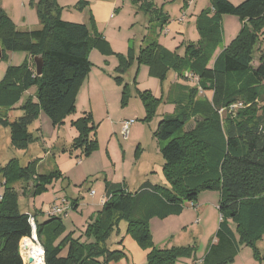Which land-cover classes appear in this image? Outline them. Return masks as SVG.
I'll list each match as a JSON object with an SVG mask.
<instances>
[{"label":"trees","instance_id":"trees-1","mask_svg":"<svg viewBox=\"0 0 264 264\" xmlns=\"http://www.w3.org/2000/svg\"><path fill=\"white\" fill-rule=\"evenodd\" d=\"M130 2L140 4L141 0ZM211 5L214 16L208 17L203 13L197 19L200 44H189L185 59L169 55L158 44L155 31H152L153 34L146 38L145 46L139 49L136 57L130 48L126 58L121 57L117 74H123L134 59L138 64L146 65L149 75L160 82L164 81L169 68H174L180 74L185 68L189 69L207 83V88L212 92L214 108H221L228 103L227 80L230 78H245L241 89L246 91L250 86L263 84L264 53L260 54L255 68L250 63L253 48L264 34V0H242L238 5L228 0H211ZM147 6L145 10L151 3L148 2ZM35 9L40 28L20 31L0 7L1 59L6 57L5 52H20L30 57V61L24 60L18 66L6 68L0 81V109H14L23 93L36 88V101L27 99L18 108L22 115L5 125L9 128L11 143L16 148H24L33 140L27 127L40 112L47 116L52 126L64 124V119L74 113L76 96L91 70L89 51L93 47L102 51L107 49L102 37L91 28L61 20L56 0H38ZM221 15L236 16L244 23L239 34L208 68L220 43ZM36 56H42L40 76L35 73V65L33 68L29 64ZM233 73L246 74L234 76ZM115 82L122 83L120 75L115 78ZM179 88L171 84L166 98L168 103L177 107L178 103L171 101V97L174 89ZM121 95L123 100L128 97L127 85L123 87ZM138 95L145 109L144 120H149L161 100L147 91L138 92ZM201 107L203 112L208 110L207 105L197 102L190 105V110L181 109L180 112L175 111L173 115L163 117L157 125L155 136L162 143V174L168 188L145 183L135 195H131L125 185L105 183L102 209L86 229V236L92 238L93 242L80 244L69 236L62 238L65 229L60 215L48 216L41 223L32 215L37 239L43 249L44 264H112L122 260L125 258L123 251L109 250L107 247L108 238L118 230L121 220L126 223V233L140 247L148 250L146 264H182V259H194V246H154L148 221L155 217L164 219L180 214L182 199L194 204L202 190L219 192L217 211L220 221L214 239L207 246L200 263L193 264L232 263L242 245L250 246L253 258L261 262L263 258L255 245L264 233L262 119L243 115L223 128L212 113L209 117L205 115L204 121L193 129L184 131L191 116H202L199 113ZM89 124L92 125V120L87 113L71 122L79 134L71 148L80 149L85 157L90 155L96 144L95 140L89 139ZM35 167L36 161L22 166L17 160L11 159L0 168L5 178L0 197V264H23L21 243L32 234L28 213L20 210L17 194L11 185L18 180L28 181L35 177L37 183L32 196L43 192L45 185L53 178L60 177L57 171L39 175ZM232 224L236 226L235 232L231 229Z\"/></svg>","mask_w":264,"mask_h":264},{"label":"rangeland","instance_id":"rangeland-1","mask_svg":"<svg viewBox=\"0 0 264 264\" xmlns=\"http://www.w3.org/2000/svg\"><path fill=\"white\" fill-rule=\"evenodd\" d=\"M37 1L0 0V7L17 30L30 31L40 28L35 9ZM97 1L56 0L61 20L86 25L100 35L107 45L105 51L93 47L88 53L90 79L93 80V76L97 78L95 85L91 82L89 90L86 84L79 89L74 113L64 119V124L52 126L47 116L40 112L27 127L33 140L24 148H16L11 143L9 128L5 125L22 115L18 107L25 98H35L36 88L33 87L31 92L22 95L16 109H0V166H6L10 159L17 160L22 166L36 161L37 174L47 175L55 171L60 173L59 178H53L45 185L43 192L32 196L37 183L35 177L28 181L14 182L11 187L17 194L20 210L29 211L33 216L35 213L46 215L53 202L64 199L69 209L64 212L66 215L60 214L65 229L62 238L69 236L80 244L93 242L92 238L86 236V229L102 209L101 200L105 198L106 182L125 185L131 195H135L145 183L168 188L162 169L160 171V166L164 163L160 153L162 143L155 136L157 125L163 117L173 115L175 111L180 112L181 109L190 110V105L198 102L207 105L208 110L203 112L201 107L199 113L202 116H191L184 131L193 129L212 113L223 128L228 122L234 123L243 115L261 117L264 127V83L250 86L246 91L241 89L245 78H230L227 80L228 103L221 108H214L212 92L207 88V83L202 82L189 69L185 68L180 74L174 68H169L164 81L160 82L149 75L146 65L138 64L134 59L123 74L116 72L121 57L126 58L128 49H133L136 57L139 49L145 46L146 38L153 34L152 31H155L158 44L169 55L185 59L188 45L200 44L197 19L203 13L208 17L214 16L211 0H141L140 4L131 3L130 0H116L117 7L107 11L104 7L100 11L95 10ZM228 1L238 5L242 0ZM148 2L151 6L145 10ZM219 22L221 37L216 50L221 52L239 34L244 21L236 16L221 15ZM261 53H264V34L253 48L250 63L252 68L257 66ZM5 55L4 59H0V81L9 64L18 66L26 56L20 52H5ZM29 64L34 68L33 62ZM119 75L122 83L118 84L115 78ZM175 76L176 83L172 85L181 88L174 89L171 101L177 102L178 107L166 100L169 92L167 86ZM125 85L128 97L123 100L121 94ZM144 91L161 100L154 114L146 121L145 109L138 95V92ZM190 96L193 97L192 101ZM85 113L90 114L92 120V125L88 126L89 139L96 143L88 157L80 149L71 148L73 141L79 136L71 122L81 119ZM125 121H133L127 139L121 136ZM4 183L5 178L0 173V186ZM218 201V191L202 190L198 193L194 206L182 199L180 214L164 219L151 218L148 229L154 246L168 248L194 244V258L201 257L214 239L220 221ZM73 204L76 205L74 208ZM38 218L40 217H37V222ZM117 228L108 238L107 247L109 250L123 251L125 258L112 264H146L148 250L140 247L126 233L125 221H119ZM231 229L235 232L236 226L232 224ZM31 236H34L35 244L42 248L37 239L36 227ZM255 246L263 258L261 262L253 258L250 246L242 245L233 262L228 264H264V233L259 236ZM20 255L23 264H29L28 258H24L22 253Z\"/></svg>","mask_w":264,"mask_h":264},{"label":"crops","instance_id":"crops-1","mask_svg":"<svg viewBox=\"0 0 264 264\" xmlns=\"http://www.w3.org/2000/svg\"><path fill=\"white\" fill-rule=\"evenodd\" d=\"M92 7V6H91ZM102 7H104V9L107 11L108 9H114V8H116L117 7V1L116 0H98L97 1V6H96V8H95V10H97V11H100L101 10V8ZM168 32V31H167ZM220 53V51H218V50H216L215 51V53H214V55H213V59H212V62H211V64H209L208 65V68H211L212 67V65H213V62H214V60H215V58L217 57V55ZM25 59L24 60H27V61H30V57L29 56H25L24 57ZM258 65V64H257ZM8 66H14V65H11V64H9ZM7 66V67H8ZM6 67V68H7ZM6 68H5V70H6ZM91 78V70H90V72H89V74H88V76L86 77V79L84 80V83H82V85H81V87H80V89L82 88V86L83 85H85L86 84V88H87V90H89L90 89V84H91V82H93L94 83V85H95V82H96V78L97 77H95V76H93V80L92 79H90ZM92 80V81H91ZM173 83H176V76H175V78H174V80L170 83V85L171 84H173ZM182 84H183V82H182ZM170 85H168L167 87L169 88V86ZM29 92H31L30 91V89L28 90V91H26L25 93H23V95L24 94H28ZM21 99H22V96H21ZM29 99V98H28ZM26 100H27V98H25V101H23L22 102V104H24L25 102H26ZM21 101V100H20ZM32 101L33 102H35L36 101V98H33L32 99ZM21 104V105H22ZM18 104H16V106H17ZM20 105V106H21ZM19 106V107H20ZM18 107V108H19ZM17 108V107H16ZM15 107H14V109H16ZM13 110V109H12ZM11 160V159H10ZM164 162V161H163ZM163 164L164 163H162L161 164V166H160V171H161V169H162V167H163ZM1 167V166H0ZM164 178V177H163ZM165 180V179H164ZM166 182V181H165ZM166 184H167V182H166ZM0 191L1 192H3V188L0 186ZM0 197H1V195H0ZM104 199V198H103ZM102 199V200H103ZM56 200V199H55ZM102 200H101V203H103L102 202ZM55 202H53L52 204H54ZM76 206V205H75ZM192 206H194L193 204H192ZM197 206V205H196ZM20 207V206H19ZM24 213H28V214H30L29 213V211H25ZM35 219L37 220V217H40V218H38V222H44V221H46L47 220V218H48V216H46L45 214H37V213H35ZM191 244H188V245H185V246H190ZM192 246H194L195 247V245L193 244ZM175 247V246H174ZM158 248H160V247H158ZM163 248H167V247H163ZM168 248H170V247H168ZM207 249V248H206ZM206 249H205V251H206ZM205 254V252L203 253V255ZM203 255L201 256V257H199V258H194V259H182V260H180V262L182 263V264H193V262H197V263H200V261H201V259H202V257H203ZM195 256V255H194Z\"/></svg>","mask_w":264,"mask_h":264},{"label":"built area","instance_id":"built-area-1","mask_svg":"<svg viewBox=\"0 0 264 264\" xmlns=\"http://www.w3.org/2000/svg\"><path fill=\"white\" fill-rule=\"evenodd\" d=\"M132 124H133V121H125L123 123L122 129H121V136L123 137V139H127L129 129H130ZM103 201H104V199L102 200V202ZM68 209H69V207H68L66 201L64 199H60L57 203L55 202L52 205L50 210L48 212H46V215L47 216H58L60 214H63L64 212H66ZM64 215H66V213H64ZM28 222L30 223L32 228L35 226L34 217L30 214H28Z\"/></svg>","mask_w":264,"mask_h":264},{"label":"bare ground","instance_id":"bare-ground-1","mask_svg":"<svg viewBox=\"0 0 264 264\" xmlns=\"http://www.w3.org/2000/svg\"><path fill=\"white\" fill-rule=\"evenodd\" d=\"M21 253L24 258L33 259L31 264H43V249L38 244H35L34 236L23 239Z\"/></svg>","mask_w":264,"mask_h":264},{"label":"water","instance_id":"water-1","mask_svg":"<svg viewBox=\"0 0 264 264\" xmlns=\"http://www.w3.org/2000/svg\"><path fill=\"white\" fill-rule=\"evenodd\" d=\"M2 57V48L0 46V59ZM33 62H34V65H35V73L37 76H40L41 73H42V66H43V63H42V56H36L33 58ZM34 228H32V230L34 231ZM32 237V236H31ZM33 261L32 258H28V263L31 264ZM43 264H44V256H43Z\"/></svg>","mask_w":264,"mask_h":264}]
</instances>
